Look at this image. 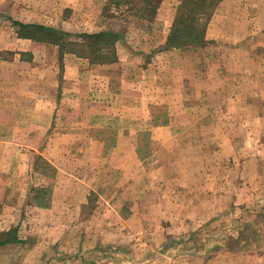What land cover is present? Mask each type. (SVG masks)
<instances>
[{
  "label": "crops",
  "instance_id": "obj_1",
  "mask_svg": "<svg viewBox=\"0 0 264 264\" xmlns=\"http://www.w3.org/2000/svg\"><path fill=\"white\" fill-rule=\"evenodd\" d=\"M105 1L0 0V237L24 240L0 264H223L197 257L211 223L238 205L264 220V0H219L206 44L184 48H163L182 0L151 22ZM108 30L122 39L102 61L79 35Z\"/></svg>",
  "mask_w": 264,
  "mask_h": 264
},
{
  "label": "trees",
  "instance_id": "obj_2",
  "mask_svg": "<svg viewBox=\"0 0 264 264\" xmlns=\"http://www.w3.org/2000/svg\"><path fill=\"white\" fill-rule=\"evenodd\" d=\"M219 0H182L175 12V19L167 35L163 48L176 47L184 48L190 46H203L206 44L207 24ZM158 0H106L103 6V13L111 18L122 16L130 12L139 18L153 21L158 11ZM21 28V35L34 36L39 40L59 42L61 46H66L65 36H75L63 30L37 25L12 21ZM87 44L89 50L97 51V56L102 61H110L115 56L113 46L115 42L122 39L119 31H102L93 34H80ZM72 43H75L73 40ZM240 233V232H239ZM243 234H240V237ZM244 242L249 243V238L244 236ZM24 243L16 232L3 233L0 237V245L8 243Z\"/></svg>",
  "mask_w": 264,
  "mask_h": 264
},
{
  "label": "rangeland",
  "instance_id": "obj_3",
  "mask_svg": "<svg viewBox=\"0 0 264 264\" xmlns=\"http://www.w3.org/2000/svg\"><path fill=\"white\" fill-rule=\"evenodd\" d=\"M264 146V142H263ZM262 157L264 158V150H263V155ZM262 193H260L261 195ZM264 202V201H263ZM261 202V203H263ZM126 205V204H125ZM264 206V204H263ZM120 208L122 209V204L120 205ZM229 215L228 219H223V220H214L210 227H217L220 228V233L216 235V241L217 244H213L211 246V249L206 248L205 250L203 249L200 253H198L197 257H199L201 260H208V259H213V258H221V262L223 264L227 263V260L232 257V258H237V261L235 264H241L240 258L241 256L247 254V253H252V254H257L261 253L264 249V220L258 221V222H253L252 220H242L240 221V216L242 215L243 211L239 208V205L237 208H232L231 211L228 209L226 212ZM241 214V215H240ZM225 216V214H223ZM228 221V222H227ZM238 223V224H237ZM237 224V225H236ZM246 226H250V229H247L246 231H249L250 235L249 237L245 235L244 233H239L245 230ZM206 227V226H205ZM228 227H231L232 229L228 230ZM235 227V228H234ZM234 228V229H233ZM256 228L257 233H254V229ZM90 230V229H89ZM222 231V232H221ZM227 232L226 234H224ZM201 234L198 238L200 243L204 238L207 237L205 234ZM252 233V234H251ZM224 234V235H223ZM240 234H243V236L240 237ZM260 236L257 238V236ZM183 236V235H182ZM181 235L178 238H183ZM244 236H247L249 238V243L248 245H245L244 243ZM97 236L92 235L91 236V241L93 242ZM115 238V236H114ZM120 238V237H119ZM175 235H167L165 238V242L163 243L165 248L167 247L168 244L171 242L177 241L176 239L174 240ZM261 241V243H258V240ZM77 238H73L71 240V244H76ZM128 242V241H126ZM189 242V241H188ZM163 249V251L165 250ZM17 252V249L15 248H9L8 249V256H15ZM120 253V257L127 258L124 256H127V252L122 250ZM139 257L144 256V251L139 250L137 252ZM172 254V253H169ZM168 254V256H169ZM253 263V262H252Z\"/></svg>",
  "mask_w": 264,
  "mask_h": 264
}]
</instances>
